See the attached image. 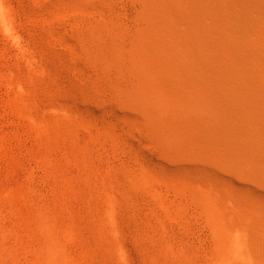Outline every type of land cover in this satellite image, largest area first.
Wrapping results in <instances>:
<instances>
[{
  "label": "bare ground",
  "instance_id": "6f19581e",
  "mask_svg": "<svg viewBox=\"0 0 264 264\" xmlns=\"http://www.w3.org/2000/svg\"><path fill=\"white\" fill-rule=\"evenodd\" d=\"M33 6L41 44L64 47L72 12L103 2ZM24 9V0H0V41L16 58L3 79L10 122L31 139L23 173L0 180V264H197L192 238L174 228L191 213L210 226L208 264H264V0L144 1L135 49L122 51L136 69L123 94L138 110L116 113L151 152L178 160L163 154L159 169L124 161L115 129L102 135L110 126L97 116L100 94L62 85L46 59L57 45L46 54L33 45ZM96 25L100 39L111 36L105 21ZM84 136L112 141V156L89 155Z\"/></svg>",
  "mask_w": 264,
  "mask_h": 264
},
{
  "label": "rangeland",
  "instance_id": "374dc122",
  "mask_svg": "<svg viewBox=\"0 0 264 264\" xmlns=\"http://www.w3.org/2000/svg\"><path fill=\"white\" fill-rule=\"evenodd\" d=\"M100 1L103 2V6H89L88 8L83 7V9L78 8L72 12V16L75 17V22L72 23L75 26L71 24L72 33L70 35V39H68V44H64V47L63 44H56L57 46L55 44H41L42 36L39 33L42 31V23L39 21L41 20L38 15L39 12L34 9L33 0H24V10L26 11L27 16L30 15V17L35 20L28 22L29 19L26 20L24 16L22 18V15H20V19H24L21 21L24 24L23 26L26 30V35L29 36L28 38L32 39L34 43L33 45L37 49H45L46 52H44V54H46L49 50H51V48L54 49L56 46L54 49L55 52L53 50L52 53L51 50L49 51L51 54L47 53V57H44H46V59L50 58L49 63L48 60L46 61L49 65L51 64V67L55 64L53 68H58V73L63 76L62 85H64L69 92L73 91V89L71 90L72 85H70V82L75 84L74 81H76L80 83L82 82L86 85L87 83L88 85L90 84V87L92 88L93 86L97 93L100 94L97 116L98 118L104 119L110 126L108 130L103 129L101 133L108 139L110 137V130L115 129L114 131L120 138V143L118 144L123 150L124 161L133 164L135 163L139 168L142 165H147L149 167L159 169L162 167L161 161L164 153L151 152L148 144L142 142L137 134H135L134 128L128 119L117 115V108L120 107H126L127 109L129 107L133 111L138 110L137 105L130 100L128 101L127 99L129 98L123 94V92L128 93L130 90L131 81L136 69L133 67L132 63H126L123 61L124 57L122 55V51L126 50L133 52L135 49V33L141 24L140 11L143 8L145 0ZM14 3L17 5L18 0H14ZM79 17H83L84 20L79 21ZM98 21H105L111 26L110 37L107 36L100 39L97 35H95V30L99 27L96 25ZM102 42L107 44H100ZM116 42L121 44H114ZM0 45V180H6L8 171L14 169V167L16 168L14 169L16 172H20V174L23 173V171L18 167V164L20 165V162L25 161L27 159L25 157H29L25 151H27L26 143L28 144L29 141L31 142V139L28 138L26 129L23 133L26 134L27 137L23 133L21 134V131H24V128H22L23 130L20 129V133L18 135V132L15 130L16 128H14L12 123V119L14 118H12L13 114L10 112L8 107V98L3 79L5 76L4 73L8 71L7 69H15L14 66L16 58H14L15 55L13 52L6 51V46L2 44L1 41ZM48 45L51 47L50 49L47 48ZM57 47H60L59 49L61 50L57 49ZM48 55H50V57ZM54 55H56V57ZM67 77L69 79H64ZM65 83L69 84L66 86ZM77 85L78 84L76 83L75 87H77ZM23 138H27V141ZM21 140L23 141L24 146H22L23 143ZM161 142L164 146L168 145V140L166 139L161 140ZM27 146H30V143ZM81 147H83L89 155L94 156L101 154L103 158L112 156L113 150L115 149V145L112 141L109 143V148L94 146L87 136L83 137ZM164 155H167L164 157L168 159L169 163H178V160L174 159L172 155ZM179 162L185 164L190 163L188 159H182ZM204 191L206 192V190ZM170 192L171 191H169V193ZM208 196L213 198V195L210 193ZM171 208L172 202L167 203L166 209L170 210ZM189 215V217L184 219L179 218L174 228L177 231L188 233L192 238L191 241L188 242V250L190 249L198 254L199 258L197 264H208L207 255L211 247L210 240L212 236L210 226L208 225L205 219L206 217L203 213L195 215L191 213ZM209 215H212V213ZM140 221L138 224L146 228L145 222L142 224L145 220L141 219ZM11 250H13L12 247ZM77 250L80 251V246Z\"/></svg>",
  "mask_w": 264,
  "mask_h": 264
}]
</instances>
